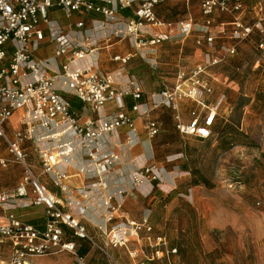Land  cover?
I'll use <instances>...</instances> for the list:
<instances>
[{
  "label": "built area",
  "instance_id": "1",
  "mask_svg": "<svg viewBox=\"0 0 264 264\" xmlns=\"http://www.w3.org/2000/svg\"><path fill=\"white\" fill-rule=\"evenodd\" d=\"M163 1L0 0V138L24 171L19 186L9 191L0 190V264H37L36 258L62 252L76 255L78 262L85 264V258L77 254L84 242L104 251L114 261L89 234L82 215L74 212L72 202L51 191L41 179L46 175L64 190L63 183L70 175L68 170L77 162L78 174L87 181H96L94 190L87 185L78 191L84 199L95 198L97 208L104 210L102 215L95 216L98 223L94 224L100 233L107 235L108 224L121 220L109 231L108 246L128 248L133 236L137 242L146 239L153 243L155 250L143 259H139L138 250H129L130 257L138 260L137 264H153L178 252L169 247L165 237L152 238L154 229L148 217L137 222L122 213L120 195L125 175L136 189L147 188L150 194L154 183L159 181V186L162 182L161 170L155 164L135 167L118 177L119 187L114 193H107L108 182L122 162L121 154L115 151L119 132L127 128L129 141L140 142L136 118L166 108L174 112L175 127L183 137L209 140L220 116L218 112L224 97L206 106L204 113L192 110L188 121L183 119L180 109L184 99L199 101L201 94L213 93L207 72L222 62L219 56L207 55L203 63L179 70L173 88L152 93H145L134 81L130 89H123L113 76L101 72L100 51L110 46L113 39L129 40L137 49L157 46L164 40L147 38V27L165 24L156 11ZM135 5L138 7L134 17L121 15ZM247 7L244 0H203L201 11L205 21L201 31L207 44L212 45L215 40L208 36L213 24L211 17L215 13L232 14L235 18L231 24V39L235 43L225 48V56H235L238 43L255 31L263 36L258 46L264 51V5L258 4L253 24L243 19ZM51 10L62 13L68 20L67 27L51 17ZM93 14L100 18L92 19L89 29L85 20ZM73 16L79 17L76 22H72ZM195 27L193 20L181 21L177 25L178 35L187 38ZM45 43L57 47L54 58H40L39 50ZM197 44L201 45L202 39ZM130 59L116 56L113 61L126 64ZM128 97L134 101L130 111L126 110ZM73 99L93 114L87 122L81 121ZM108 105L113 108L107 110ZM16 113H20L21 128L10 136L6 125ZM161 129L159 122L149 120L148 139L157 137ZM27 143L36 150L41 174L29 161ZM7 163L0 159L1 166L7 167ZM34 206L43 208L42 226L25 221L20 213ZM79 211L85 215L84 211Z\"/></svg>",
  "mask_w": 264,
  "mask_h": 264
},
{
  "label": "rangeland",
  "instance_id": "2",
  "mask_svg": "<svg viewBox=\"0 0 264 264\" xmlns=\"http://www.w3.org/2000/svg\"><path fill=\"white\" fill-rule=\"evenodd\" d=\"M201 1L164 0L159 4L157 15L173 25L172 38L157 47H146L138 57L122 66L135 82L141 81L145 91H158L163 82L170 85L179 66H192L200 61H194V53L197 46L205 44L202 41L198 45L199 38L195 37L196 34L205 35L201 31L204 25ZM254 4L256 1L248 4L246 23L253 24L257 18L250 14L254 12ZM58 16L63 24H68L61 12ZM190 17L198 26L184 40L178 35L177 25ZM78 18L73 16L72 22ZM210 29L215 40L212 45L205 46L210 53L223 59L219 65L209 68L207 76L213 93L203 94L202 99L211 106L224 97L216 129L232 122L245 136L239 137L226 151L227 143L221 141L219 134L209 140L186 138L175 127L173 111L151 112L149 118L162 127L152 140L156 153L151 162L161 170L162 182L157 186L159 181H156L148 194L147 188L136 189L134 182L125 175L120 196L122 210L129 214V219L142 222L148 217L154 229L152 238L165 237L169 247L177 249L176 254L156 260L154 264H264V51L258 46L263 36L255 31L238 43L235 56H225V48L235 43L231 30L219 39L220 34ZM216 41L219 47L215 50ZM127 42L132 52H139L129 40ZM182 42L189 46L188 49H182ZM73 102L77 101L73 99ZM191 107L197 108L192 101L184 99L183 105L181 102V112L188 114ZM112 108V105L106 107L107 110ZM75 110L80 117L85 114L93 117L81 105ZM19 118L20 113L13 115L11 135ZM0 142L1 151L7 152L5 141L0 139ZM8 167L0 165L2 169L8 168V178L16 172L17 180H22L24 173L18 163ZM20 213L25 221L43 222L44 213L40 207H29ZM120 221L108 224L107 235ZM82 223L87 231V224L93 226L89 234L114 259L111 261L104 251L84 242L77 254L81 256L82 249L88 251L84 256L85 264H137L138 260L130 257L129 250H138L139 259L155 250L153 243L146 239L137 242L134 236L128 248H112L108 246V236L102 235L95 226L96 222L83 218ZM35 262L80 264L76 255L67 252L36 258Z\"/></svg>",
  "mask_w": 264,
  "mask_h": 264
},
{
  "label": "crops",
  "instance_id": "3",
  "mask_svg": "<svg viewBox=\"0 0 264 264\" xmlns=\"http://www.w3.org/2000/svg\"><path fill=\"white\" fill-rule=\"evenodd\" d=\"M202 1H201V3H202ZM254 1H256V5L254 4L255 7L253 8L254 12L250 13V14H253L256 16L258 14L257 6L259 3H262L264 5V0H244V2L246 3L247 6H248V4H251V2H254ZM189 2H187V3H189ZM158 6L156 7L157 12H158ZM137 7H138V5L132 6V7L128 8L127 10H125L124 12H122L123 14H121V15L124 16V18L130 19V18L134 17L135 12L137 10ZM200 10H201V4H200ZM248 10H249V8L247 7V11ZM51 11H52V12H50L51 17L54 19H57L63 26L67 27L68 24L67 23L63 24L61 22L60 17L58 16L60 14V11H58V10L57 11L51 10ZM201 13H202V11H201ZM245 17H247V14L243 16L244 21L246 20ZM94 18H100V16L94 15V14L89 16L85 20L87 27L90 26V22ZM211 18L213 20V24L211 26V29L214 31V33L221 34L220 32H222V31L227 32L229 30H232L231 24L234 21L235 15L215 13ZM188 19L194 21V19L192 17L186 18L184 20H188ZM184 20H182V21H184ZM204 21H205V17H204ZM163 22L165 23V21H163ZM194 23H195V21H194ZM168 24H171V23H165L163 26H158V27H154V26L147 27V30L149 31L147 38L164 39V40H162L161 43H159L157 45H161L165 41L170 40L172 38V36L170 34L172 28L169 27ZM196 26H198V25L196 24ZM226 32H225V34H226ZM208 36H211L210 31L208 33ZM222 36L223 35H220L219 39L223 38ZM195 37L199 38V39H204L202 41L206 45H209V44H207V42L204 38V37H206L205 35L196 34ZM187 38H184V40ZM205 44L204 45L202 44L201 46H197L195 49L194 61H197V59L200 61H197L192 66H179L178 69L176 70L173 83H171L169 85V84H166V82H163L162 86L160 87V89L158 91H161L162 89H165V88H168V89L173 88L177 84V74H178L179 70L190 69V68L195 67L197 64L203 63L204 60L206 59L207 55L211 54L212 56H216L215 54L210 53L211 50L209 51L207 49V47L205 46ZM215 44H216L215 45V50H216V48H218L219 46L217 44V41L215 42ZM154 46H156V45H154ZM188 47H189L188 45H184V42H182V49L183 50L188 49ZM132 49L133 48H131L129 46L127 40L113 39L110 46L103 47L100 51L101 72L105 75L113 76L115 81L117 83H119L123 89H130L132 87L130 85V83L133 82L134 80L132 79V76L130 75V73L125 70V67H122L124 64L113 61V58L116 56L135 58V57H138L139 53L141 54V51L144 50L145 48L144 49H137L136 48L137 50H139V52H137L135 50L132 52ZM56 53H57V47L54 44H49V43L43 44L39 50V56L42 59L54 58L56 56ZM118 73H120L119 77H118ZM207 75H208V72H207ZM207 78H208V76H207ZM139 82H137V83H139L141 85V87L145 93L158 92V91H150V92L145 91L143 84L141 83V81H139ZM202 95L203 94L200 95L199 101L186 99V100L192 101V103L196 104L197 108L191 107L188 114H186L185 112L183 113V111H182V117L185 121L190 120V112L192 110H196V111H199L200 113H204V111H206V106L210 107V105H207L205 103V100L202 99L203 98ZM132 99L133 98H131V97H128L126 99V106H127L126 110L127 111H130L131 107L134 104V101ZM183 102H184V100L182 101V105H183ZM216 102L213 103V105L216 104ZM76 103H78L80 105V102L77 101ZM168 110L169 109L161 108V109H158L156 111H162V113L163 112L167 113ZM150 114L151 113H149L145 117L136 118V132L140 138V142L138 144H133L129 141L127 128H123L119 132V136H118L117 143H116L117 147H115L116 148L115 151H117L118 153L121 154L122 162H121V165L118 167L119 170L115 171L114 176L108 182L109 189H108L107 193H114L116 191V188L119 187L117 185L118 183L116 184L118 177L121 178L124 174H128L135 167L137 168V167H141L145 164H153L151 162L154 159L156 150H155V148H153L152 140L150 141L148 139V136H147L148 132L146 130V127H147L149 120H154V119L149 118ZM89 118H90V116L85 114L84 117H82L81 121L87 122ZM12 120H13V117L8 121V123L6 125V130L10 136H12L9 133L10 124H11ZM14 128L15 129H13V132L15 130H18L21 128L20 118H19V122L16 121V125L14 126ZM1 145L2 144L0 142V159L1 160L5 159L8 162L7 167L9 166V164H17L18 162L15 161L14 157L9 152L8 146H7V152H4V151L2 152L1 151ZM25 146L27 147V149L29 151V161L32 162V164L35 166L36 172L38 174H41V170H40V167L38 165L37 154H36V150H35L34 146L31 145V143H27ZM141 162H142V164H141ZM18 165H20V164H18ZM8 168H6V169L0 168V186H1L0 190H5V191L13 190L17 186H19V184L23 180V179L19 180V181L17 180L16 172L12 178H10V177L8 178V175H7V172H8L7 169ZM22 170H23V168H22ZM1 171H2V174H1ZM23 173H24V171H23ZM68 173L70 174L69 178L66 181H64V183H63L64 190H62L60 187H57L54 184V182L51 180V178L50 177L48 178L46 175L41 177V179L48 186V188L51 191L56 193L58 196L62 197V199H64L65 201L68 200V201L72 202V205H74V210H75L74 212L77 215H82V217L84 219H86L87 221H90L92 223L98 222V219H97V221L94 220L95 216L97 214L102 215L104 210L102 209V207L100 209L97 208L98 205H96V203L94 202L96 200L95 198L90 199V200L84 199V197L78 191L79 189L84 188L87 185H90V188H92L94 190L95 189L94 183L96 181H94V180L87 181L84 176H81L80 174H78V162L74 163L69 168ZM41 209L43 210V208H41ZM79 210L84 211L85 215L81 214L80 213L81 211H79ZM122 213L126 217H130L129 214L125 210H122ZM33 224L36 226H42L43 222L36 223V224L33 223ZM87 226L89 228L88 231H93V229H92L93 226H91V224H87Z\"/></svg>",
  "mask_w": 264,
  "mask_h": 264
},
{
  "label": "trees",
  "instance_id": "4",
  "mask_svg": "<svg viewBox=\"0 0 264 264\" xmlns=\"http://www.w3.org/2000/svg\"><path fill=\"white\" fill-rule=\"evenodd\" d=\"M73 106H74V108H76L79 106V104L74 102ZM217 120H218V118L216 119L215 126L213 128V137H214V135L219 134L221 141H223V143H227L225 150L228 151L236 144L239 137H241V136L243 137L245 135L242 132H240L239 129L236 127V125L233 124L232 122L225 123L223 126L216 129ZM195 185H199V184L195 183ZM28 222H30V221H28ZM30 223H32V222H30ZM87 252L88 251L86 249H82L80 254L82 257H84L87 254Z\"/></svg>",
  "mask_w": 264,
  "mask_h": 264
},
{
  "label": "bare ground",
  "instance_id": "5",
  "mask_svg": "<svg viewBox=\"0 0 264 264\" xmlns=\"http://www.w3.org/2000/svg\"><path fill=\"white\" fill-rule=\"evenodd\" d=\"M141 164H142V162H141ZM140 165V164H139ZM172 181V180H171ZM96 223H98V222H96Z\"/></svg>",
  "mask_w": 264,
  "mask_h": 264
}]
</instances>
